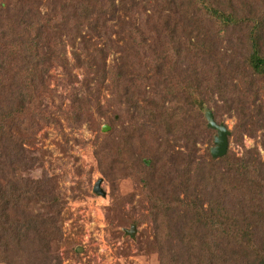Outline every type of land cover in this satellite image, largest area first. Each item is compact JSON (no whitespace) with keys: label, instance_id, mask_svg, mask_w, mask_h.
Here are the masks:
<instances>
[{"label":"trees","instance_id":"16d2710c","mask_svg":"<svg viewBox=\"0 0 264 264\" xmlns=\"http://www.w3.org/2000/svg\"><path fill=\"white\" fill-rule=\"evenodd\" d=\"M156 1L132 0L131 10L139 12V26L136 22H127L117 13L118 9H123L125 16L128 14L131 17L135 14L134 11L129 16L124 5L113 4L112 0H13L14 7H18L15 9L10 6L9 0H0V263L59 264V256L50 249L52 243L60 238V227L55 224L57 218L48 214L41 217L29 206L31 202H39L45 204L49 211L58 212V203L55 201L58 194L56 181L45 175L41 179L27 178L24 175L27 170L38 166V160L47 153L34 147L35 135L39 128L50 124H55L54 127L58 125L55 118L57 116L54 115L58 113L55 112H59L71 128H77L84 122H90L92 126L98 123V118L104 116L106 108L98 106V96L95 93L103 83L107 90L121 85L122 98L133 88L138 90L150 87L151 94L162 90L159 110L149 116L151 119H145V123L154 125L155 113L161 120H167L176 109L183 114L184 109L180 105L182 101L199 110L203 102L196 96L197 90L202 89V84L193 67L200 62L181 61V51L204 52L207 50L208 38L228 42L236 40L233 47H237L241 43L242 33L239 38H233L228 32L234 26L245 28L243 33L246 28H252L246 63L254 74L264 75V55L259 53L256 42L257 31L259 34L264 30V13L253 15L249 12H237L233 7H222L216 0ZM102 6H106L104 10L107 7L111 10L110 15L115 12L118 27L123 28L128 24L127 33H133L127 39V46L122 48L124 60L106 65L103 56L97 59L93 56L95 54L88 52L86 60L82 61L75 56L73 63H70L64 54V43L51 38H56L59 33H67L68 29L73 34L78 33V29L83 24L86 26L92 14L101 13ZM95 22L97 24L98 19ZM96 28H91L93 36L99 33ZM165 31L173 38L165 51L160 52L161 47L150 45L140 49L142 45L139 42L133 43L139 39L142 44L144 36L159 38ZM225 34L229 36L226 37ZM165 35L164 33L163 37ZM170 52L171 58L167 61L165 55ZM146 53L158 62L150 70L144 63ZM167 62L170 64L166 65ZM54 64L63 67L66 83L69 85L77 81L68 74L71 68H81L87 78H83L80 87L70 90L72 95L69 97V104H63V98L59 99L51 112L45 97L51 96L54 91L48 88L52 76L48 70ZM151 70L154 76L149 75ZM216 71L217 74L221 73L218 72L219 69ZM107 72L109 73L106 74ZM176 72L184 73V80L176 77ZM110 74L113 85L107 80V75ZM93 81L98 82V85L91 86ZM191 86L193 89L189 91ZM142 96V102L145 103L144 94ZM123 100L124 104H130L129 98L124 97ZM131 105L134 107V104ZM190 115L191 110H188L189 119ZM211 115L213 121L220 124L212 111ZM244 121L250 123V116L244 115ZM151 127L153 126L148 127L146 124L142 127L135 125L131 135L136 137V141L141 139L142 142H148V137L144 138V135L149 136L147 129L150 130ZM204 127L211 132L210 141H213L212 136L216 131ZM167 128L188 144L189 129L171 125H167ZM116 131L115 128L110 130L112 134ZM110 132L102 135L108 137ZM58 146L64 151L61 144L58 143ZM98 151L100 149L97 148L94 151L95 158L100 154ZM184 151L168 149L162 164H158L160 159L142 158L140 167L147 168L149 175L156 174L163 178L168 171L171 172L170 168L177 169L182 165L191 167L193 153L187 150V146ZM34 152L39 153V158L29 157ZM244 154L247 157L231 160L226 151L218 158H212L208 153L206 161L204 159L194 164L197 171L192 178L182 180L174 177L172 183L184 192L187 198L185 201L178 194L175 197L170 194L168 202V194L164 195L162 190L155 194L151 190L152 203L149 200L148 211L154 230L166 228L167 218L175 217L176 214V222L169 221L170 229L180 236L186 234L180 230L185 225L187 234L192 235V239H185L186 235L179 239L180 242L190 244L192 253H186V258L180 262L177 259V264H264V209L258 204L264 197V160L254 150L244 151ZM170 177L172 176L169 175L168 182H171ZM217 184L223 187L215 193ZM227 192L232 197L245 194L246 202L240 205L237 213L230 205H226L227 200L232 199L227 196ZM172 202L174 205H171ZM200 227L208 231L198 235L197 229Z\"/></svg>","mask_w":264,"mask_h":264},{"label":"rangeland","instance_id":"374dc122","mask_svg":"<svg viewBox=\"0 0 264 264\" xmlns=\"http://www.w3.org/2000/svg\"><path fill=\"white\" fill-rule=\"evenodd\" d=\"M157 1L162 2L163 0ZM216 1L220 2L222 7L235 8L237 12H249L253 15L264 13V0ZM9 2L14 9L18 8L14 7L13 0ZM111 3L124 5L129 16L134 11L132 19L128 17V14L125 16L123 9H118L117 13L127 22H136V25L140 26L139 12L131 10L132 0H112ZM105 7H101L103 9L101 13L92 14L86 26L83 24L82 28L78 29V33L73 34L68 29L67 33H59L60 37L51 38L61 44L64 43V54L70 63H73L75 56L82 61L86 60V55L89 53L95 54L93 56L97 59L103 56L106 65L113 61L124 60L122 48L127 46L129 42L127 39L133 33H127L128 24H124L123 28L118 27L114 17L115 12L113 11L110 15L111 10L108 7L104 10ZM92 26H96L99 32L95 36H93ZM244 29L241 26L236 28L234 26L228 32L236 39L242 33L241 43L239 46L237 44V47H233L237 43L236 40L228 42L208 38L207 50L204 49V52L192 50V53H185L181 51L183 55L181 61L200 62L193 67L195 68L193 71L198 72L197 79L202 84V89L197 90L198 95L196 96V98L200 97V102H203L199 110L194 105H187L182 101L180 105L184 109L183 114L176 109L171 112L167 120H161L155 113L154 125L145 123V119L159 110V97L162 90L151 94L150 87L138 90L133 88L124 95L129 98L130 104L126 105L124 97L121 96V85L107 90L103 83L95 93L98 96V106L106 108L104 116L98 118V121L100 120L98 123L92 126V123L84 122L80 123L77 128H71L66 124L63 116L55 112L58 113L54 114L57 116L55 118H57L58 125L54 127L55 124H50L37 130L34 147L45 150L47 153L40 158L41 160H38L40 163L38 166L27 170L24 175L34 179H41L45 175L47 178L55 179L58 193L55 201L58 203V212L49 211L45 204L39 202H31L29 206H32L34 212L41 217L48 214L50 217L52 215L53 218H57L55 224L60 227V238L52 243L50 249L53 254L59 256V264H177L178 261L186 258V253H192L190 244L179 240L183 235H186L185 239H192V235L187 234L188 230L184 228L185 225H182L180 230L186 234L180 236L170 229L169 221L176 222L174 219L176 214L175 217L169 218L170 220L167 218L166 228L154 230V223L150 220L151 216L148 211L149 200L152 196L150 192L153 189L157 194L158 190H162L164 195L168 194V202L171 199L170 194H173L172 197L178 194L183 201L187 199L184 192L174 186L172 179L174 177L182 180L186 177L192 178L193 173L197 171L194 164L204 159L207 160L206 156H208L213 141H210L211 132L204 129L203 107H208L217 123L224 124L230 130L226 153L231 160L247 157L244 154L247 150L256 151L259 158L264 160V147L262 146L264 145V75L254 74L246 63L252 28H246L243 33ZM142 30H144L143 27ZM164 33L166 35L163 37ZM164 33L159 38H154L153 35L144 36L142 44L139 39L133 43L139 42L142 45L140 49H143L145 45L146 47L148 45L159 46L162 52L171 45L173 39L170 38L169 32ZM225 35L229 36V34ZM256 35L259 53L264 55V30L259 34L257 31ZM177 37L182 42L180 36ZM84 47L88 50H84ZM220 55L226 56L220 57ZM144 58V63L149 70L158 65L155 59H151L149 53H146ZM170 58L171 52L165 55V60L170 61ZM177 61L179 62V59ZM168 63L170 64L167 62L166 65H169ZM216 69H219L218 72L221 73L217 74ZM153 70L148 72L149 75L154 76ZM69 71L68 73L66 70L77 80L70 85L66 83V74L61 65L54 64L48 70L49 75H52L48 88L54 91L51 96L45 97V100L51 112L59 99L63 98V104H69V97L72 95L70 90L80 87L83 78H87V74L81 68H71ZM176 73V77L184 80V73ZM110 76L112 74L107 75V80L111 82ZM95 81L91 83V86L98 85ZM111 84L113 85V82ZM191 89H193L192 86L188 90ZM142 94H144L145 103L142 102ZM187 101L191 104L190 100L187 99ZM131 104H134V107ZM188 110H191L190 119ZM244 115L250 116V123L244 121ZM143 124L148 127L153 126L150 130L147 129L150 132L149 136L144 135V138L148 137V142H142L141 139L136 141V137L131 135L135 125L142 127ZM256 124L263 126L256 127ZM167 125L175 128L179 126L184 130L189 129L188 144L177 133L170 132ZM111 128H115L116 133L112 134ZM108 132H110L108 137L102 135ZM58 143L63 146L64 151L59 149ZM186 146L187 150L193 153L191 167L182 165L181 168H170L171 172L168 171L163 178L156 174L149 175L147 168L140 167L142 158L160 159L158 164H162L168 149L184 151ZM96 148L100 149L97 158L93 156ZM29 157L39 158V153H30ZM169 175L172 176L170 177L171 182L167 181ZM97 178H101L100 185L106 191L105 196L93 191V184ZM222 187L221 184L215 185V193ZM227 196L232 197L230 192ZM233 196L232 199L227 200L226 205H230L237 213L240 205L246 202L245 194ZM204 204L206 206V202ZM258 204L264 209V197ZM171 205H174L173 202ZM159 215L162 214L159 213ZM156 217L158 218V214ZM131 224L135 226L132 236L123 232V228H129ZM197 230L198 235L208 231L201 227ZM77 248L79 250H76Z\"/></svg>","mask_w":264,"mask_h":264},{"label":"water","instance_id":"95a60500","mask_svg":"<svg viewBox=\"0 0 264 264\" xmlns=\"http://www.w3.org/2000/svg\"><path fill=\"white\" fill-rule=\"evenodd\" d=\"M202 116L203 119L205 120V126L208 127L209 129H214L216 131L215 135L213 136V145L212 147L209 148V155L212 158L221 157L226 151L230 130L222 123L216 124L212 119L211 111L206 107L202 108ZM100 183H101V178H97L93 184L94 185L93 191L96 194L105 196L106 191L102 188ZM123 232H126L127 234L132 236L133 233L135 232V226L131 224L129 228L126 229L123 228ZM77 250H79V248H77Z\"/></svg>","mask_w":264,"mask_h":264}]
</instances>
